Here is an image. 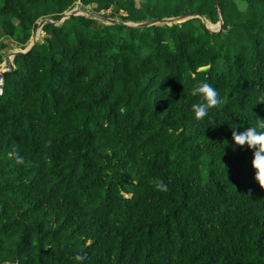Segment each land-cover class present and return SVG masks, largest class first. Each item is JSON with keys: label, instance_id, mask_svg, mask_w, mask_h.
Returning <instances> with one entry per match:
<instances>
[{"label": "trees", "instance_id": "16d2710c", "mask_svg": "<svg viewBox=\"0 0 264 264\" xmlns=\"http://www.w3.org/2000/svg\"><path fill=\"white\" fill-rule=\"evenodd\" d=\"M78 1L0 0V66ZM80 1L223 25L43 26L0 86V264H264V188L232 138L264 120V0ZM201 82L220 103L196 120Z\"/></svg>", "mask_w": 264, "mask_h": 264}, {"label": "clouds", "instance_id": "9594fccd", "mask_svg": "<svg viewBox=\"0 0 264 264\" xmlns=\"http://www.w3.org/2000/svg\"><path fill=\"white\" fill-rule=\"evenodd\" d=\"M194 96H199L200 102L192 104V111L196 120H201L208 115L209 109L220 103L218 91L209 83L201 82L192 89ZM168 98V97H167ZM264 100V97L260 98ZM255 126L244 127L242 131L232 132V138L237 146H247L252 151V168L255 171V180L264 188V120L256 118ZM22 162V158H18ZM162 190L165 188L161 184ZM75 260L85 264L86 256L77 254Z\"/></svg>", "mask_w": 264, "mask_h": 264}, {"label": "water", "instance_id": "95a60500", "mask_svg": "<svg viewBox=\"0 0 264 264\" xmlns=\"http://www.w3.org/2000/svg\"><path fill=\"white\" fill-rule=\"evenodd\" d=\"M78 2H79V5H78L79 7L77 9H75L74 11H71L69 13H66L58 21L47 20V21L40 23L38 25V30H41L44 25H49V24L50 25H59L60 23H62L66 19H69L73 16L74 17H86V18L97 19V20H104L105 23L107 22L106 23L107 25H117V26H122V27L130 28V29H144V28L155 26V25L168 24V23H173V22L174 23H183V22L190 20V19L200 18V19H202L204 26L207 28L203 17H201L200 15H188V16H181V17H177V18L157 20V21H153V22H149V23L136 24V23H130V22H122L120 20H114V19L108 18L102 14H97V13H93V12H89V11H86L85 14H83V13H81V9H80L82 6V3L80 0ZM222 25H223V22H222L221 17H220V22L218 23L219 31H221ZM208 31L211 33H218L219 32V31L217 32V31H213L210 29H208ZM35 44H36V42L34 41L27 49H25V51L15 52L12 54V60H10V59L7 60L8 61V69L0 72V86L3 85V80H4L5 74L14 70V65H13L14 58L17 55L27 54L35 46Z\"/></svg>", "mask_w": 264, "mask_h": 264}, {"label": "rangeland", "instance_id": "374dc122", "mask_svg": "<svg viewBox=\"0 0 264 264\" xmlns=\"http://www.w3.org/2000/svg\"><path fill=\"white\" fill-rule=\"evenodd\" d=\"M79 2H77L76 4H75V6L72 8V10L71 11H74L75 9H77L79 6ZM241 8V7H240ZM81 13H83V14H85V12L86 11H89V12H92V8H83L82 6H81ZM70 11V12H71ZM69 13V12H68ZM112 13H113V10H109V11H106V12H101L100 14H102V15H104V16H106V17H108V18H111V19H114V20H119L117 17H113L112 16ZM124 16H125V14H123ZM48 20V19H47ZM47 20H43V21H40L39 22V24L40 23H42V22H44V21H47ZM97 20V19H96ZM98 21V23H102V24H104V25H107L106 23H105V21L104 20H97ZM205 21V20H204ZM38 24V25H39ZM61 24V23H60ZM59 24V25H60ZM173 24H177V23H168L167 25H173ZM205 24H206V26H207V28L208 29H210V30H213V31H219V26H218V24L216 25H212L211 23H209V22H205ZM38 32V33H37ZM220 32V31H219ZM218 32V33H219ZM37 34V35H36ZM44 32L42 31V29L41 30H38V27H37V29L35 30V32H34V34H33V36H32V38H31V40H30V42H29V44H28V46H27V48L35 41L36 43L37 42H39L43 37H44ZM9 43V45H8V48L6 49V48H4V49H2V51H1V53L3 54V63H2V65L0 66V72H2V71H5V70H7L8 69V59H10V60H12V54L13 53H15V52H18V51H25V50H22V49H20V48H14L13 47V45L11 44V42H8ZM26 48V49H27Z\"/></svg>", "mask_w": 264, "mask_h": 264}]
</instances>
